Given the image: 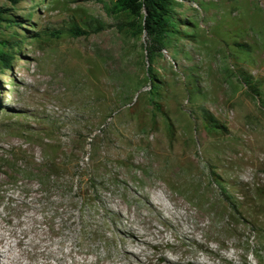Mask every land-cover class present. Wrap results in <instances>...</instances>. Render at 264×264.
<instances>
[{"label": "rangeland", "instance_id": "1", "mask_svg": "<svg viewBox=\"0 0 264 264\" xmlns=\"http://www.w3.org/2000/svg\"><path fill=\"white\" fill-rule=\"evenodd\" d=\"M111 1L0 0V264H264V0H173L154 116Z\"/></svg>", "mask_w": 264, "mask_h": 264}, {"label": "trees", "instance_id": "2", "mask_svg": "<svg viewBox=\"0 0 264 264\" xmlns=\"http://www.w3.org/2000/svg\"><path fill=\"white\" fill-rule=\"evenodd\" d=\"M10 5H15L21 0H4ZM176 3L173 0H113L110 2V10L117 17L118 22L116 24V30L124 35H129L133 39H140L143 35L145 37L143 52L145 57V80L150 84L149 102L152 105V115L156 112L164 114L160 107V103L154 100L159 98L158 88V75L155 71V65L157 59L160 57V52L163 50L166 39L170 36L179 34V31L175 29V22L172 17V10ZM2 22L12 23L11 19H8L5 15L4 9L0 7V24ZM99 26V25H98ZM69 28V34L73 36H86L87 31L79 29L76 25ZM100 29L97 27L94 32H98ZM244 47L243 44L238 45ZM9 41L0 38V70H8L12 54L8 50L11 48ZM238 79L245 87L247 93L252 99L258 101L259 106L264 110V90H261V82L253 79L249 74L239 71L237 73ZM204 122L207 126V130L214 133H223L224 126L215 120L211 115L206 112H202ZM54 168V166H53ZM56 169L61 170L59 167ZM55 169V170H56ZM53 169V171H55ZM221 197H225V193L220 191ZM88 194V193H87ZM84 196L87 198L90 206H86V211L90 212V208L94 207L96 200L94 195L89 193ZM227 198V196L225 197ZM232 206V205H231ZM100 208V207H99ZM229 210H232L228 207ZM101 223L93 224L94 230L89 234L88 242H94L98 235L97 230L101 228ZM83 229L81 230V233ZM82 243L84 237L78 238Z\"/></svg>", "mask_w": 264, "mask_h": 264}, {"label": "bare ground", "instance_id": "3", "mask_svg": "<svg viewBox=\"0 0 264 264\" xmlns=\"http://www.w3.org/2000/svg\"><path fill=\"white\" fill-rule=\"evenodd\" d=\"M150 206L154 209V206L153 205H151L150 204ZM8 221V220H7ZM9 222V221H8ZM11 222V221H10ZM131 238H133V235L131 234V236H130ZM4 239V237H2V236H0V244H1V242H2V240ZM135 239V238H134ZM134 239H133V241H134ZM137 241V240H136ZM143 241V240H142ZM24 242H23V238H19V237H17V240H16V242L13 244V245H8V251H10V250H13V249H16L17 247H21V245L23 244ZM1 248V247H0ZM127 250V249H126ZM5 251V250H4ZM6 252V251H5ZM20 252V251H19ZM131 253H132V251H131ZM131 253H129V252H127L125 255H127L128 256V258L130 259L131 257H135V255H133V254H131ZM0 254H1V250H0ZM2 258V257H1ZM136 258V257H135ZM16 259V258H15ZM19 260V259H18ZM135 260V259H134ZM137 261V260H136ZM141 261V260H140ZM10 262V261H9ZM7 264V263H6ZM19 264H21V263H19Z\"/></svg>", "mask_w": 264, "mask_h": 264}, {"label": "clouds", "instance_id": "4", "mask_svg": "<svg viewBox=\"0 0 264 264\" xmlns=\"http://www.w3.org/2000/svg\"><path fill=\"white\" fill-rule=\"evenodd\" d=\"M4 1V0H3ZM7 3V2H6ZM19 3V2H18ZM17 3V4H18ZM10 5V4H9ZM16 5V4H15ZM11 6H13V5H11ZM1 7V6H0ZM2 8V7H1ZM3 9V8H2ZM4 11H5V9H4ZM5 15H6V13H5ZM6 17H7V15H6ZM8 18V17H7ZM9 19V18H8ZM12 21V20H11ZM3 23V22H2ZM11 44V43H10ZM11 46H12V44H11ZM12 48V47H11ZM12 59V58H11ZM11 61V60H10ZM10 70V64H9V68H8V70H0V71H9Z\"/></svg>", "mask_w": 264, "mask_h": 264}]
</instances>
